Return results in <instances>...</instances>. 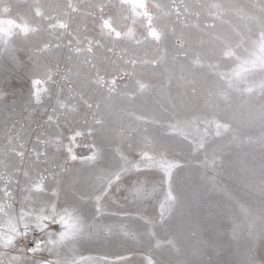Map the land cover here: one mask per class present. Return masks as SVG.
Wrapping results in <instances>:
<instances>
[{"label": "snow or ice", "instance_id": "1", "mask_svg": "<svg viewBox=\"0 0 264 264\" xmlns=\"http://www.w3.org/2000/svg\"><path fill=\"white\" fill-rule=\"evenodd\" d=\"M28 7L33 19L47 25L51 36L29 52L35 71L33 105H42V93L52 91L39 86L54 83L60 89L53 109L57 127L61 118L69 121L78 108L86 107V111L71 129L74 135L69 137L66 152L61 140L37 135V144L54 145L56 154L44 155L43 162L49 165L43 170L47 175L37 179L33 172L41 163L42 154L34 144L35 155L28 158L30 167L23 169L25 183L21 186L19 214L12 211L10 203L0 204V223L9 225L0 229V264H29V260L31 264H40L49 260L39 254L48 251L46 245L57 235L61 240L83 237L101 243L116 237L122 241L127 237L137 244L147 239L150 245L155 239V248H149L150 255L156 256L164 249L178 252L174 221L190 215L193 209L213 207L211 194L225 191L220 178L226 171L228 157L236 154L233 149L256 145L264 150V103L260 108L261 128L255 136L246 134L226 115L236 99L245 103L259 96L264 101V60L257 64L255 59L257 51L264 54V0H252L249 7L255 10L254 14L241 5L226 7L222 0L195 6L187 0H169L167 4L119 0L111 6L100 0L95 10L86 13L79 23L76 17L81 8L73 0H65L59 14L48 15L38 3ZM113 8L117 9L115 15ZM229 14L239 23L232 24ZM209 18L211 23H205ZM18 19L19 23L9 19L6 24L0 19V45H9L18 35L27 40L41 30L39 24H32L26 17ZM128 20L132 25L139 23L144 31L137 35ZM89 22L93 30L98 29L93 38L88 37ZM225 23L228 28L220 29L219 25ZM73 24L72 32H68ZM253 26L258 30V40L248 36ZM191 31L200 34L195 41L188 35ZM65 34L71 37L67 45L63 43ZM246 40H250V48L245 49L248 55L242 56L240 49ZM117 48L122 49V55L113 60ZM64 49L66 60L74 64L75 71L65 73L63 79L67 83H60L55 75ZM107 52L112 57L106 56ZM44 57L56 59L57 64L42 65ZM6 59L21 67L16 49L9 47ZM104 60L113 66L110 80L101 75L99 64ZM229 62L237 66L231 72L220 71ZM250 72H259L261 76L249 82ZM121 74L129 82L118 86L115 77ZM144 76L158 82L153 84ZM172 88L177 89L175 96L171 95ZM97 92L99 98L94 100ZM3 96L0 91V97ZM161 97L165 102L160 101ZM150 98L154 101L151 104ZM196 100H203L204 113L192 111V102ZM31 115L30 112L29 119ZM46 123L52 127L53 115L48 116ZM29 132L30 127L25 125L9 132L4 151L23 161L25 136ZM97 134L103 137L104 144L96 142ZM60 135L58 132L57 136ZM77 137L91 138V143L85 145L90 155L74 151ZM106 149L111 153L110 167L103 166ZM58 159L62 163H57ZM152 170L162 173L158 182L143 176ZM19 175V171L9 172L0 165V185L4 186L0 198L12 200L8 189ZM130 176L134 181L124 186V178ZM261 189L264 190V181ZM114 190L126 193L123 201L114 197ZM66 193L78 201L77 206L58 207ZM149 205L154 208L151 215L146 211ZM89 207L93 214L82 218L80 211ZM50 208L57 211H49ZM229 223L232 238L239 239L245 231L244 224L235 215ZM52 225H59V232L50 230ZM35 233L40 234L39 238L27 243ZM70 256L73 264H112L106 255L84 256L75 248ZM131 260L119 256L121 264H130ZM147 264L153 261L148 260Z\"/></svg>", "mask_w": 264, "mask_h": 264}, {"label": "rangeland", "instance_id": "2", "mask_svg": "<svg viewBox=\"0 0 264 264\" xmlns=\"http://www.w3.org/2000/svg\"><path fill=\"white\" fill-rule=\"evenodd\" d=\"M73 2H78L81 8V13L76 17V23H79L86 13L95 10V5L100 0H73ZM145 2L167 4L169 0H145ZM187 2L195 6L198 3L210 2V0H187ZM222 2L226 7L229 5H241L244 6L246 12L250 14L255 13V10L249 7L252 0H222ZM34 3H38L44 9L45 13L52 15L62 12L65 0H0V19L4 20L5 24L9 19L16 20L19 23V17H26L32 24H39L41 29L27 40L18 35L11 40L9 45H0V91L4 93V99L0 101V165L6 166L9 172H20L18 179H14L12 187L8 189L12 193V200L9 201L7 197H3L0 198V204L10 203L12 211L16 215L21 210V186L25 183L23 169L30 167L29 155H35L33 145L35 144L42 154L41 163L33 172V175L37 179H39V175H47L43 170L49 167V165L43 162L44 155L51 156L56 154L54 145L37 144V135L43 134L46 138L61 140L65 145L64 151L66 152L69 137L74 135L71 129L75 127V121L79 120L80 115L86 111V107L78 108L77 112L69 118V121L66 122L61 118L60 126L57 127L56 115L53 114V109L56 106V94L60 92V89L54 83H42L39 86L45 89H52L50 93H42V105L37 107L32 103V91H35V89H32V79L35 78V71L34 64L29 59V52L30 50H34L39 44L51 39V36L46 31L47 25L43 21L33 19L31 15V8L28 6ZM104 3L111 6V4H118L119 0H104ZM4 8H8L9 11L4 12ZM111 11L114 15L117 14V9L113 8ZM128 14L126 13V15ZM228 19L232 24L239 23V20L230 14ZM127 23L134 28L137 35L144 31V28L139 23L132 25L131 20H128ZM193 23H195V20H193ZM205 23H211V18L206 20ZM74 27L75 24L70 26L67 31L72 32ZM219 28L227 29L228 24L219 25ZM97 31L98 29H92L91 23L89 22L88 37H95ZM56 35L59 36V33ZM188 35L195 41L200 34L191 31ZM248 36L250 40H258L259 33L255 26H253L252 32ZM70 39L71 37L65 34L63 43L67 45ZM250 40H246L244 48L240 49L242 56L248 55L245 49L250 48ZM9 47L16 49L21 67H15L6 59ZM101 51L104 50L102 49ZM64 52L65 55L59 58V71L55 75V80L60 83H67L63 79L65 73L70 70L75 71L74 64H70L66 60L67 49H64ZM149 53L151 54V49H149ZM105 54L108 57H112L111 52ZM120 55H122V49L117 48L116 56L112 57L113 60L118 59ZM224 59L225 61H229L227 57ZM41 64L56 65L57 60L51 57H44L41 59ZM236 66L237 63L229 62L227 66L221 67L220 71L231 72ZM99 67L101 69V75H105L106 79L110 80L113 78V66L108 60L100 62ZM83 75L84 73L82 72V78ZM92 75L94 77L95 73ZM260 76L261 74L259 72H250L248 73V81L251 82L254 79H259ZM115 78L117 79L118 86L129 82L128 78L123 77L122 74ZM143 79L149 80L153 84L158 82L156 78L149 76H144ZM68 87H73V85H68ZM176 93L177 89L172 88L171 95L175 96ZM99 95V92L95 93L93 99H98ZM160 101L165 102L163 97L160 98ZM153 102L151 98L148 101L150 104ZM262 103L264 101L259 96L245 103L236 99L226 115L246 134L255 136L258 134L262 124L260 119ZM63 111L61 109V112ZM192 111L196 114L204 113L206 109L203 100L193 101ZM30 112L32 115L29 119ZM49 115H53L52 127H48L46 123ZM80 122L83 123L82 121ZM22 125L30 127V132L25 136L27 142L25 159L20 161L10 152H5L4 148L5 138L8 133L21 128ZM58 132L61 133L60 136H57ZM94 139L97 143H105L103 137L99 134ZM90 143L91 138L85 140V137H77V144L74 146V151L77 154L85 153L90 155L89 148L85 146ZM233 152L236 154L228 157L226 171L220 178V183L224 186L225 191L212 195L213 207L210 210L207 208L193 209L190 215L178 217L174 221L173 235L176 236L179 246L178 252L172 251L171 249H164L163 251L156 252V256H153L149 254V248L150 246L153 249L155 248V239L152 240L150 245L147 239L143 243L137 244L125 237L124 239L126 241L116 238L107 243H84L81 245L82 254L84 256L106 255L112 264H121L119 256L131 258L130 264H142V261L143 264H147L148 260H152L153 264H242L246 242L242 241L239 245H236L229 238L228 233L231 230L229 220L235 215L244 224L245 234L248 233V229H251L252 234L264 232V190L261 189V182L264 181V150H261L259 146L252 145L245 146L241 149L234 148ZM57 163H62V159H58ZM112 164L111 153L106 149L103 166L110 167ZM160 175L162 173H157L154 170L143 174V176L153 182H158ZM180 175L181 179H183V172ZM133 181L134 177L130 176L125 177L122 183L124 186H128ZM3 187V185H0V197H2ZM125 195L126 193L123 190L119 192H115L114 190V197L119 201H123ZM162 199L163 197H161ZM63 204L77 206L78 201L71 194L66 193L63 200L58 203V207H62ZM33 206L29 205V208ZM242 208L245 211H241ZM146 211L151 215L154 213V208L149 205ZM209 211L211 215H209ZM82 212L85 217H90L93 214V209L90 207L83 208ZM156 214H159L158 206L156 208ZM0 229H6L5 223H0ZM50 230L59 232V225L50 226ZM39 235V233H35L27 243L38 239ZM10 254L15 255L17 253L11 252ZM28 255L31 257L32 254L29 253ZM39 255L46 259L52 258L47 252H42ZM255 255L259 264H264V241L257 245ZM29 264H31L30 260Z\"/></svg>", "mask_w": 264, "mask_h": 264}, {"label": "clouds", "instance_id": "3", "mask_svg": "<svg viewBox=\"0 0 264 264\" xmlns=\"http://www.w3.org/2000/svg\"><path fill=\"white\" fill-rule=\"evenodd\" d=\"M256 62L259 64L261 60H264V54H261L259 51H257L256 54ZM0 99H4L3 97H0ZM221 192H214L211 195L220 194ZM70 209L74 208L75 206H68ZM49 211L56 212L57 209L50 208ZM60 211H63V209H60ZM80 216L82 218H86L83 215L82 210L80 211ZM5 226L8 227L9 225L7 222L5 223ZM86 227V225H85ZM231 230L229 231L228 235L229 238L233 241L234 244L239 245L242 241L246 242V247L244 249V258L243 261L248 260L250 261V264H259V261L256 258L255 252L257 245L264 241V232L258 233V234H245L243 233L239 239H233L231 234ZM119 238V237H116ZM116 238H110V240L105 241L104 243H107L113 239ZM88 242H96V241H90L86 238H79L77 240H73L71 237H66L63 240L60 239V236L57 235L52 241L50 245H46V248H48V251H46L50 257L49 260L41 261L40 264H49V261L54 262V264H73L70 253L73 248L78 249L80 253L81 251V245Z\"/></svg>", "mask_w": 264, "mask_h": 264}, {"label": "built area", "instance_id": "4", "mask_svg": "<svg viewBox=\"0 0 264 264\" xmlns=\"http://www.w3.org/2000/svg\"><path fill=\"white\" fill-rule=\"evenodd\" d=\"M32 241H30V243H31Z\"/></svg>", "mask_w": 264, "mask_h": 264}]
</instances>
